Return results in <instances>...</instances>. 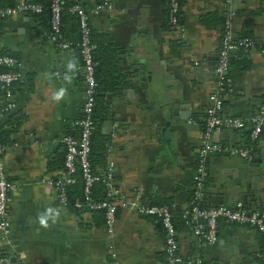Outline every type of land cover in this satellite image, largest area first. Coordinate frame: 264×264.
I'll return each instance as SVG.
<instances>
[{
    "label": "crops",
    "instance_id": "obj_1",
    "mask_svg": "<svg viewBox=\"0 0 264 264\" xmlns=\"http://www.w3.org/2000/svg\"><path fill=\"white\" fill-rule=\"evenodd\" d=\"M79 1L92 10L102 0ZM113 2L111 10L90 16L104 45L101 58L110 42L118 70L113 74L121 80L117 85L107 81L112 70L104 63L105 89L99 93L94 135L97 169L113 168L116 185L131 204L170 205L181 222L180 250L188 260L263 264L264 242L255 227L220 219L217 240L210 243L183 219L195 189L224 29L223 24L208 27L203 18L226 17L224 0H183L184 36L171 29L169 0ZM230 7L234 34H249L256 45L244 50L250 67L231 70L234 92L225 98L222 115L248 119L264 107V0H235ZM47 20L31 13L0 18V52L17 57L22 72L13 86L14 109L5 110L8 99L0 92V128L7 132L3 164L15 183L12 232L9 242H2L0 234V254L8 255L12 264H166L165 230L157 217L139 214L132 204L120 208L115 230L108 233L101 212H77L60 201L52 180L65 176L62 137L76 131L81 115L84 66L80 50L61 48L48 38ZM239 56L233 58L239 61ZM61 90L64 94L57 100ZM174 111L177 120L168 124ZM247 130L226 128L213 134L224 151L207 156L203 205L212 196L225 195L224 185L238 188L253 173L245 168L251 159L264 158V132L254 141ZM250 146L254 150L249 159L231 152ZM261 166L254 173H262L264 186V159ZM239 202L252 210L250 201L235 196L224 206ZM257 210L264 212V204Z\"/></svg>",
    "mask_w": 264,
    "mask_h": 264
},
{
    "label": "built area",
    "instance_id": "obj_2",
    "mask_svg": "<svg viewBox=\"0 0 264 264\" xmlns=\"http://www.w3.org/2000/svg\"><path fill=\"white\" fill-rule=\"evenodd\" d=\"M114 0H102L92 10H89L81 3L73 6L72 10L78 13L81 31L79 49L83 59L85 99L80 117L75 125L78 133H68L62 137L65 146L64 169L65 176L52 180L58 190L60 201L66 204V189L69 184L75 182L73 176L77 171V166L81 169L85 181L84 200L76 202V207L87 208L89 211L103 210L105 226L108 233H113L118 220V211L134 205L141 215L157 217L165 230V254L166 264H181L183 255L180 250L178 239V229L176 226L174 212L168 204L142 205L139 202H131L122 194L116 185L113 168H109L106 174L101 177L95 174L90 161L92 152V137L95 131V109L97 106V80L94 52L96 45L91 37V14H99L109 11L114 6ZM226 9V19L223 24V37L219 50L218 60L215 66L216 85L210 97V105L206 110L205 131L203 143L199 149V163L195 175V189L189 206L183 212V219L187 226H190L196 235L203 237L210 243L217 240L218 222L220 219L255 227L260 232L264 242V212L251 210L239 202L235 207L224 205L205 206L202 199L206 193V182L208 177L207 156L209 153L224 151L220 142L213 139V134L221 132L226 128L243 129L248 125L252 126L251 138L254 141L260 139L264 129V107L255 115L248 119L233 116H223L225 98L234 92V82L231 74L230 61L240 50H249L256 45V41L250 36H237L232 30V17L234 15L231 5L235 0H224ZM62 0H49L48 3L31 0H17L14 5L0 4V18L8 16L31 13L42 14L50 12V32L48 38L58 44L61 48H71V43L62 35ZM182 4L180 0H169V22L171 29L181 32L184 36L181 23ZM264 53V46L262 47ZM20 61L12 54L0 53V84L6 87L5 94L8 102L5 110L10 111L16 107L13 101V86L21 79L22 72L19 69ZM6 144L3 143L0 135V234L2 242H9L12 232L11 221V191L15 183L7 176L3 164V156ZM253 146L248 148H234L233 154L239 153L245 158H251ZM103 180L107 185L106 196L103 200L93 201L91 199V187L98 181ZM205 222V224L202 223ZM264 264V250L261 254ZM0 264H12L10 257L0 254ZM186 264H202L200 259H189Z\"/></svg>",
    "mask_w": 264,
    "mask_h": 264
},
{
    "label": "trees",
    "instance_id": "obj_3",
    "mask_svg": "<svg viewBox=\"0 0 264 264\" xmlns=\"http://www.w3.org/2000/svg\"><path fill=\"white\" fill-rule=\"evenodd\" d=\"M17 0H0V4L1 5H14L16 3ZM31 1H36V2H42V3H48L49 0H31ZM63 1V12H62V35L63 38L67 41H69L71 43V47L73 48H77L79 49V42L81 40V31H80V22H79V16L77 12H74L72 10L73 6L77 3H81L79 0H62ZM181 4L183 3V0H180ZM83 4V3H81ZM47 16V22H48V26H49V31L50 32V12L49 11H45L42 14H37V16L41 17V16ZM226 17L223 18H216V17H212L207 15L206 17L203 18L204 23H206V25L210 28H215L218 25L224 24ZM99 38L98 34L95 33V31L93 30V28H91V37H92V41L95 43L96 48H95V52H94V56H95V60L97 62V66H96V80H97V94H96V100H97V106L95 109V131H96V127L97 124L99 122L100 119V115L98 112V102H99V93L105 89L104 85L105 83L102 82V76L101 75V70H102V66L105 64L109 65L110 69L112 70V73L110 75H108L107 77V81H109V79L111 81H113L114 85H117L118 82L121 83V80L119 79V76H114L113 72H118L117 70V65L115 64V58H114V54L115 50L113 49V45L110 44V42L106 45H108L106 53L104 55L103 58H101L100 55V51L102 49V47H104V45L102 46V42L99 41L97 38ZM241 36H250L249 34H244ZM252 37V36H250ZM2 53V52H0ZM240 56H239V61L235 60L234 58L231 59L230 61V67L231 69L236 68L239 71H244L246 69H248L250 67V59L247 57V53L244 50H240L237 52ZM103 59V60H102ZM238 61V62H237ZM108 73H109V68H108ZM107 76V74H106ZM110 77V78H109ZM6 87L2 84H0V92L3 93L5 92ZM74 127L76 129V131H70L69 133L72 134H77L78 133V127L74 124ZM245 128H249V130L246 131V134L248 136V138H251L250 134H251V130H252V126H246ZM95 131L92 137V152H91V157H90V161L92 163V169L93 172H95V174L100 175L101 177H103L107 171H100L97 169V163L95 160V144H94V135H95ZM264 132V129H263ZM262 132V134H263ZM0 135L2 138V141L4 144H6L7 142V132L5 130H3L2 128H0ZM64 166V163H63ZM76 180L74 183L69 184L67 186L66 189V193H67V202L66 205L72 207L74 210H76L77 212H81L83 210H87V208H78L76 207V202L77 201H82L85 204V200H84V190H85V181L83 179L82 176V172L81 169L79 168V166H77V171L74 173L73 175ZM106 192H107V185L103 180H98L96 181L93 186L91 187V199L93 201H100L103 200L106 196ZM167 204V203H166ZM93 212H101L104 216V211L103 210H95ZM175 212V211H174ZM175 222H176V226H179V224H181V222L179 220H177V217H175ZM188 261V258H183V262L181 264H186V262Z\"/></svg>",
    "mask_w": 264,
    "mask_h": 264
},
{
    "label": "water",
    "instance_id": "obj_4",
    "mask_svg": "<svg viewBox=\"0 0 264 264\" xmlns=\"http://www.w3.org/2000/svg\"><path fill=\"white\" fill-rule=\"evenodd\" d=\"M111 97V96H110ZM172 120H168L167 123L171 124L173 120H177L176 112H173ZM261 147V146H260ZM264 157V154H262ZM264 158H260V156L253 157L250 161V165H246L245 168L251 170L253 173H247L245 180H240L238 182V188L233 185H224L223 192L225 195L223 196H212L211 202L208 206H219L224 205L231 197H238L240 201L244 203L251 202L252 210L255 211L261 205L264 204V186L261 182V174L262 173H254L255 171H261V161ZM254 176H257L256 179H252ZM251 260H243V264H249Z\"/></svg>",
    "mask_w": 264,
    "mask_h": 264
},
{
    "label": "clouds",
    "instance_id": "obj_5",
    "mask_svg": "<svg viewBox=\"0 0 264 264\" xmlns=\"http://www.w3.org/2000/svg\"><path fill=\"white\" fill-rule=\"evenodd\" d=\"M63 90H61V92L55 97L57 100H59L62 96H63ZM41 223L42 224H46V221L42 218L41 219Z\"/></svg>",
    "mask_w": 264,
    "mask_h": 264
}]
</instances>
